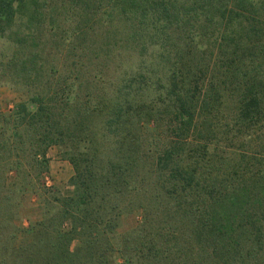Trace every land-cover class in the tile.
Segmentation results:
<instances>
[{"label": "trees", "instance_id": "16d2710c", "mask_svg": "<svg viewBox=\"0 0 264 264\" xmlns=\"http://www.w3.org/2000/svg\"><path fill=\"white\" fill-rule=\"evenodd\" d=\"M89 1L0 0V39L25 51L24 60L15 52L0 59V78L24 81L35 105L0 112V163L15 160L29 183L59 145L73 167L70 194L47 207L26 240L8 183L0 264H113V250L121 264H264L261 0H121L103 13ZM58 8L85 19L58 26ZM98 14L105 28L117 19L149 65L109 83L115 115L96 130L95 109L72 101L71 85L51 77L55 61L32 48L47 16L57 55L94 29ZM135 210L143 221L118 240L119 217Z\"/></svg>", "mask_w": 264, "mask_h": 264}, {"label": "rangeland", "instance_id": "374dc122", "mask_svg": "<svg viewBox=\"0 0 264 264\" xmlns=\"http://www.w3.org/2000/svg\"><path fill=\"white\" fill-rule=\"evenodd\" d=\"M120 1L90 0L88 8H97L98 12L103 13L105 10H109L111 6L119 5ZM258 2L259 7H264V0ZM80 6L78 5L77 8L83 10L84 7ZM88 8L84 9V12ZM132 9L134 10V7L129 10ZM65 11L63 8H58L52 22L61 26L63 19H65L64 25L70 23L71 26H74L85 19L84 16L74 15L73 9H70L72 14L69 15H65ZM99 16L100 14L96 17L95 30H87L84 38L74 37L71 40L68 38L71 43L70 48L62 49L57 55L52 48L57 38V31L55 30L53 34L49 30L47 21H50V18L47 16V19H44L41 25L34 26L35 29L33 28V32L37 35V41L36 46L32 48L33 51L37 52L40 61L45 62V59L47 63L55 61L54 66L56 69L53 70L51 77L54 76L63 85H71L72 95L74 96L71 99L72 101L82 102L85 107L89 106L95 109L96 115L93 118L92 125L96 130L102 127L104 120L107 118L112 119L115 115L114 104L111 101H106L107 93L105 92L111 91L109 83L119 84L121 79L131 71L149 65L148 57H145L141 62L142 57L138 56L139 50L136 48V43L131 41V38L122 39L121 33L123 30L122 27H118L121 23L117 19L114 18L115 21L112 25L105 28L101 24L102 22H99ZM129 16H132V14H128ZM255 18L264 20V13L262 14V11H259ZM132 19H136V17H132ZM128 20L131 22L130 19ZM155 48L156 46H153L150 50ZM12 52H15L12 44L5 38H1L0 59L6 62ZM15 53L18 54L20 59H25V51L22 53L16 51ZM145 60L147 62H144ZM129 77L128 75L127 78ZM88 92H90V96ZM30 96L31 92L24 81H18L13 77L0 78V112L3 114L13 115L20 103H25L28 109H34L35 105L30 101ZM103 97L105 99H102ZM100 132H103L102 129ZM154 132H162V128L157 127ZM6 133L5 136L9 132ZM5 139L6 137L4 139L0 137V140H3L4 143ZM62 151L63 148L59 145L50 146L46 154L47 169L29 183L24 182L18 176L17 168L19 167L15 160L11 163H0V190H4V192L0 191V194L5 193L8 183H14L10 186V191H12L13 194L11 195L16 203L14 210L19 218L17 224L28 231L25 240L35 222L43 218L47 207L52 211L57 210L62 198L70 194L72 190L69 180L73 174V167L62 156ZM4 176L6 177L4 178ZM142 215L141 210H135L123 213L119 217L115 234L118 240L122 235L127 234L141 224L143 221ZM77 244V240H73L70 245L71 250ZM111 260L113 264L125 262V258L116 250L111 252Z\"/></svg>", "mask_w": 264, "mask_h": 264}]
</instances>
